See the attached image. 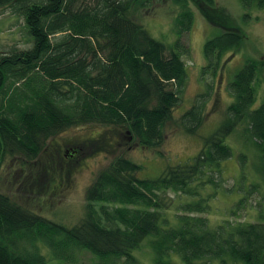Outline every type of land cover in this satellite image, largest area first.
Returning a JSON list of instances; mask_svg holds the SVG:
<instances>
[{"label": "trees", "instance_id": "16d2710c", "mask_svg": "<svg viewBox=\"0 0 264 264\" xmlns=\"http://www.w3.org/2000/svg\"><path fill=\"white\" fill-rule=\"evenodd\" d=\"M173 1L180 11L168 45L136 19L153 0H0V8L23 17L28 35L27 46L0 53V168L7 156L34 162L49 139L87 124L120 129L144 148L160 147L169 124L198 135L214 83L175 117L188 81L183 57L190 48L182 37L195 20L191 3L221 28L204 44L202 78H215L246 35L217 0ZM240 1L264 8V0ZM263 71L264 61L255 58L237 70L225 118L201 136L197 154L156 177L142 176L143 165L125 155L114 159L88 187L79 224L48 219L0 191V264H47L42 242L65 260L88 250L100 259L94 264H141L134 251L149 236L155 264H264V98L254 106ZM238 130L256 153L254 175L244 168L250 155L238 151L243 168L226 187L223 165ZM220 189L233 196V206L216 223L208 198ZM170 191L180 195L179 205ZM246 209L256 217H239Z\"/></svg>", "mask_w": 264, "mask_h": 264}, {"label": "rangeland", "instance_id": "374dc122", "mask_svg": "<svg viewBox=\"0 0 264 264\" xmlns=\"http://www.w3.org/2000/svg\"><path fill=\"white\" fill-rule=\"evenodd\" d=\"M225 8L232 20V25L241 28L245 35L243 44L233 52L226 54L223 66L218 75L204 76L203 68L207 65L204 44L215 36L221 28L211 24L194 2L191 3L195 20L189 32L183 34L182 41L189 49L183 59L188 69V81L183 102L175 111L179 117L191 107L196 96L204 92L205 83H214V89L205 108V123L198 135L192 136L173 124L166 127V138L158 148H144L134 143L124 131L99 124H87L73 127L49 139L42 154L28 162L24 156H7L0 168V191L9 194L22 206L67 226L79 224L86 211V192L101 170L118 156L125 155L143 165L142 176L156 177L169 165L185 161L198 153L202 147L201 136L210 133L225 118L226 110L233 98L229 92V82L237 70L249 58L264 61V8L246 9L240 0H217ZM180 7L173 0H153L148 9L141 10L136 19L142 23L154 37L170 45L176 38L175 18ZM28 45V35L22 16L16 15L10 8H0V53L11 47ZM258 94L254 106H258L264 98V71L257 82ZM240 130L230 137L229 142L235 150L232 159L223 165L226 179L222 183L230 187L240 175L243 167L239 163L238 151L244 150L250 155L245 171L254 175L255 151L247 147L245 140L239 137ZM76 147L80 152L69 156ZM222 187V186H220ZM212 187L204 189L206 196ZM171 203L179 205V194L170 191L167 194ZM260 198L254 195L253 201ZM183 200V199H182ZM213 222L229 218L228 210L233 206V196L220 191L208 198ZM256 212L243 210L239 217L254 219ZM208 215V214H207ZM244 215V216H243ZM243 216V217H242ZM153 237L145 238L134 255L141 264H155L151 246ZM42 253L47 264H94L100 259L88 250L73 251L74 260H65L55 256L50 248L42 242ZM81 258L79 257V253ZM118 262V261H117ZM117 264V263H116ZM119 264V263H118ZM232 264H236L233 263Z\"/></svg>", "mask_w": 264, "mask_h": 264}]
</instances>
